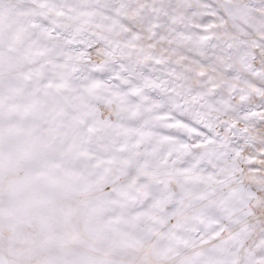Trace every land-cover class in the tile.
I'll use <instances>...</instances> for the list:
<instances>
[{
  "label": "snow or ice",
  "instance_id": "6c2138e0",
  "mask_svg": "<svg viewBox=\"0 0 264 264\" xmlns=\"http://www.w3.org/2000/svg\"><path fill=\"white\" fill-rule=\"evenodd\" d=\"M0 264H264V0H0Z\"/></svg>",
  "mask_w": 264,
  "mask_h": 264
}]
</instances>
